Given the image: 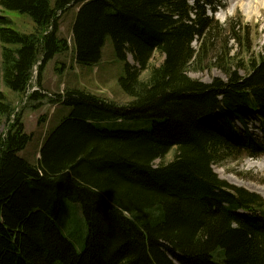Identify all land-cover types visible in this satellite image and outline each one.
Masks as SVG:
<instances>
[{
  "label": "trees",
  "instance_id": "16d2710c",
  "mask_svg": "<svg viewBox=\"0 0 264 264\" xmlns=\"http://www.w3.org/2000/svg\"><path fill=\"white\" fill-rule=\"evenodd\" d=\"M75 1V62L98 66L110 37L125 64L119 85L128 102L77 86L42 92L48 64L70 51L60 15ZM218 6L0 0L3 12L26 15L35 28L21 32L0 15V80L24 94L38 67L30 102L70 111L46 136L36 163L20 155L32 140L20 117L0 134V264H264V199L214 171L263 149L249 121L260 119L264 132V54L253 53L240 24L224 27L209 16ZM231 41L240 53H232ZM156 53L164 58L159 65L152 64ZM192 67L216 68L226 79L194 80ZM13 112L0 89V120L10 121ZM69 209L86 226L77 244L63 232L78 223L68 220Z\"/></svg>",
  "mask_w": 264,
  "mask_h": 264
},
{
  "label": "rangeland",
  "instance_id": "374dc122",
  "mask_svg": "<svg viewBox=\"0 0 264 264\" xmlns=\"http://www.w3.org/2000/svg\"><path fill=\"white\" fill-rule=\"evenodd\" d=\"M188 1L190 5H194L196 2V0ZM215 1L219 2L220 6L217 7L216 14L212 11L208 12L209 16L213 17L221 25H224V27L229 26L230 21H234L237 25L240 24L242 30H247L250 36L253 53L264 54V12L261 14L255 5L249 11L248 8L239 5V0ZM78 7L79 5L75 1L67 12L60 15L61 35L69 40L70 51L57 56L48 64L42 76V92L48 93L50 96L56 93H63L65 89H71V86H77L86 88L92 93L119 104L128 102V96L119 85V79L125 75V64L117 57L110 37L106 39L102 61L98 66L81 67L75 62L72 23ZM0 15L8 16L13 23L12 27L14 29L26 33L35 32L33 22L26 15L17 12H3L1 9ZM230 45L233 47L232 53L234 55L240 53V49L234 41H231ZM195 47H198V43L195 44ZM163 59V56L156 53L152 64L159 65ZM127 60L131 65H137L131 54H128ZM1 66L2 47L0 44V69ZM37 69L38 67L34 68L33 77L27 92L21 95L10 92L4 86L2 80H0V89L8 96V100L12 102L14 109L10 121L0 120V134H6L14 123V120L20 117L26 132L32 137L31 142L20 155L32 163H36L40 159V150L46 136L70 115L68 108L63 106L54 107L47 102H44L43 106H38V102H30V94L38 91L39 87ZM147 76V72L143 74V78ZM189 76L194 80L204 83H210L214 78L226 79L220 70L204 67L202 69L192 67L189 71ZM261 124L262 122L258 118H252L249 121L250 131H253L252 133L255 134V138L259 142L264 141V134L261 133L260 128ZM97 126L111 131L117 129L122 131L130 130L127 126L120 127L112 124H97ZM238 130L240 132L245 131L242 126H238ZM173 154L174 152L168 156V161L173 159ZM260 165H264V150L257 153V156L254 158L245 156L238 161L230 160L217 165L214 167V171L221 180L226 181L228 184L246 189L264 199V170ZM67 218L72 222L77 221L78 223L69 225L68 230L63 229L64 235L68 240L77 244L79 239L81 240V237L86 234V226L82 221L83 216L77 209H69ZM76 249L77 251L82 250L81 243L80 245H76Z\"/></svg>",
  "mask_w": 264,
  "mask_h": 264
},
{
  "label": "bare ground",
  "instance_id": "6f19581e",
  "mask_svg": "<svg viewBox=\"0 0 264 264\" xmlns=\"http://www.w3.org/2000/svg\"><path fill=\"white\" fill-rule=\"evenodd\" d=\"M239 5H241V7L248 8V10H251L254 7L253 5H255L256 9L259 10L261 14L264 12V0H239ZM261 167L264 170V165Z\"/></svg>",
  "mask_w": 264,
  "mask_h": 264
}]
</instances>
